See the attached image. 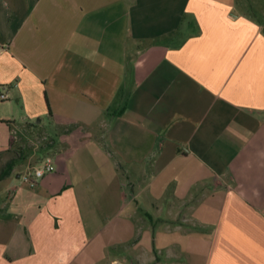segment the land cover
Here are the masks:
<instances>
[{
	"label": "crops",
	"instance_id": "crops-1",
	"mask_svg": "<svg viewBox=\"0 0 264 264\" xmlns=\"http://www.w3.org/2000/svg\"><path fill=\"white\" fill-rule=\"evenodd\" d=\"M0 86L1 263L264 264V0H0Z\"/></svg>",
	"mask_w": 264,
	"mask_h": 264
},
{
	"label": "rangeland",
	"instance_id": "rangeland-1",
	"mask_svg": "<svg viewBox=\"0 0 264 264\" xmlns=\"http://www.w3.org/2000/svg\"><path fill=\"white\" fill-rule=\"evenodd\" d=\"M1 102L3 103H0V113L3 115H8L10 113L9 105L7 104L6 100H3ZM49 137H50V133H48L44 128L40 126L34 127L33 129L30 130V132H27L24 134L22 145L11 151H14L19 154L24 153V152L26 153L29 152V155L30 156L32 155L31 157L33 158L36 157L34 160V163L36 165L42 158L41 157L39 159L38 154L41 153V151L44 149V147L48 143ZM0 156H1L0 157V166H1L3 162L11 156V154L7 153L6 151H3ZM28 169H29V164L26 170ZM11 179H14L13 174H10L0 179V200L5 198L6 188L10 186L9 181ZM0 264H3V263L0 262Z\"/></svg>",
	"mask_w": 264,
	"mask_h": 264
},
{
	"label": "built area",
	"instance_id": "built-area-1",
	"mask_svg": "<svg viewBox=\"0 0 264 264\" xmlns=\"http://www.w3.org/2000/svg\"><path fill=\"white\" fill-rule=\"evenodd\" d=\"M7 97L4 89L0 86V100ZM54 170L53 158L51 155L43 156L38 164L29 167L28 170L21 173L18 177L19 181L33 187L37 181L46 173Z\"/></svg>",
	"mask_w": 264,
	"mask_h": 264
},
{
	"label": "trees",
	"instance_id": "trees-1",
	"mask_svg": "<svg viewBox=\"0 0 264 264\" xmlns=\"http://www.w3.org/2000/svg\"><path fill=\"white\" fill-rule=\"evenodd\" d=\"M6 152L11 154V156L0 166V179L11 174L13 167L21 160V154L11 150H6Z\"/></svg>",
	"mask_w": 264,
	"mask_h": 264
}]
</instances>
